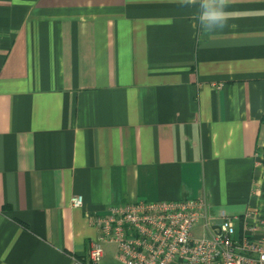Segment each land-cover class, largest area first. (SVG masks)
<instances>
[{"label": "crops", "instance_id": "crops-1", "mask_svg": "<svg viewBox=\"0 0 264 264\" xmlns=\"http://www.w3.org/2000/svg\"><path fill=\"white\" fill-rule=\"evenodd\" d=\"M224 12L208 32L198 2L0 0V264L87 260L112 204L264 209V0Z\"/></svg>", "mask_w": 264, "mask_h": 264}, {"label": "built area", "instance_id": "built-area-1", "mask_svg": "<svg viewBox=\"0 0 264 264\" xmlns=\"http://www.w3.org/2000/svg\"><path fill=\"white\" fill-rule=\"evenodd\" d=\"M82 196L70 198L72 207ZM98 229L88 259L71 264H98L104 244L113 245L123 264H264V209L249 207L241 216L207 214L205 197L166 201L138 200L109 205L105 213L86 214ZM215 219L219 220L215 223ZM202 222V235L192 229Z\"/></svg>", "mask_w": 264, "mask_h": 264}, {"label": "clouds", "instance_id": "clouds-1", "mask_svg": "<svg viewBox=\"0 0 264 264\" xmlns=\"http://www.w3.org/2000/svg\"><path fill=\"white\" fill-rule=\"evenodd\" d=\"M185 4L199 3V23L203 30L212 32L223 29L227 23L224 12L227 0H182Z\"/></svg>", "mask_w": 264, "mask_h": 264}, {"label": "rangeland", "instance_id": "rangeland-1", "mask_svg": "<svg viewBox=\"0 0 264 264\" xmlns=\"http://www.w3.org/2000/svg\"><path fill=\"white\" fill-rule=\"evenodd\" d=\"M202 232H203V230H202V222L200 221L193 227L191 233H192V236L194 238H199V237H201ZM105 245L106 244L103 245V248L105 247Z\"/></svg>", "mask_w": 264, "mask_h": 264}, {"label": "water", "instance_id": "water-1", "mask_svg": "<svg viewBox=\"0 0 264 264\" xmlns=\"http://www.w3.org/2000/svg\"><path fill=\"white\" fill-rule=\"evenodd\" d=\"M214 221H215V223H218L219 222V220H217V219H215Z\"/></svg>", "mask_w": 264, "mask_h": 264}]
</instances>
